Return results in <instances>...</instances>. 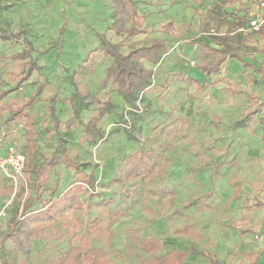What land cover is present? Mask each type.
Instances as JSON below:
<instances>
[{"label": "rangeland", "instance_id": "1", "mask_svg": "<svg viewBox=\"0 0 264 264\" xmlns=\"http://www.w3.org/2000/svg\"><path fill=\"white\" fill-rule=\"evenodd\" d=\"M217 1L138 0L143 25L121 50L160 39L167 51L156 64L145 61L151 83L128 99L107 78L112 58L102 49V38L123 39L112 29L114 0H0V36L20 33L0 39V96L15 88L0 100V153L16 142L26 154L17 186L0 169V264H58L76 244L105 249L107 264H143L149 239L161 243L166 257L188 250L183 262L173 255L168 264H207V255L226 264H264V206L253 208L264 202V120L257 114L246 120L264 100V48L243 33L223 34L256 0L221 4L213 18ZM202 42L229 50L210 76L203 68L224 54ZM29 48L30 57H11ZM28 64L34 68L26 76ZM105 104L110 112L88 137L86 124ZM15 107L28 115L8 121ZM64 148L94 174L96 186L78 194L83 210L47 223L26 253L7 235L12 222L30 201L28 211L41 209V199L62 195L81 177L59 162L34 178L35 165ZM140 157L154 171L127 178ZM109 199L107 206L95 204ZM95 219L99 228L91 230Z\"/></svg>", "mask_w": 264, "mask_h": 264}, {"label": "trees", "instance_id": "2", "mask_svg": "<svg viewBox=\"0 0 264 264\" xmlns=\"http://www.w3.org/2000/svg\"><path fill=\"white\" fill-rule=\"evenodd\" d=\"M219 1V2H218ZM214 2L212 8L209 10V15L215 18L216 12H219L221 4H227L232 0H218ZM138 0H114V8L112 12V29L118 36H122L123 39L117 42H112L106 38H102V49L104 53L112 58V63L107 69V78L112 80L116 84L118 91L126 98L133 99V97L144 90L150 85L153 69L145 65V61L156 64L158 63L164 53L167 51V45L165 41L156 39L150 45H143L138 47H130L128 52H123L121 49L124 46L125 40L135 36L139 32V27L143 25V21L137 10ZM244 19H240L238 23H234L235 28L229 26L225 33L228 37L232 31L244 24ZM172 28V23L169 24ZM218 32V31H217ZM218 35V34H217ZM219 36V35H218ZM12 37L19 38L20 33H14L10 36H0V39H9ZM214 41H218L217 37H214ZM30 44V42H28ZM203 49H207L212 52L222 53L215 60L211 61L210 65L203 68V72L206 76H210L216 69V67L225 60V57L229 50L223 49V47H212L205 43H201ZM31 48L21 52L13 54L12 58H25L30 57ZM232 57L240 60L243 65L249 66V64L238 54L230 53ZM34 66L28 64L27 75L31 73ZM181 79H185V75L181 72L176 73ZM26 78V77H25ZM189 80L199 82L198 79L193 77H187ZM13 89H7L2 92L0 100L8 96ZM40 88L37 93H40ZM33 97V96H32ZM31 97V98H32ZM105 104L98 108L96 113L92 115L88 123L86 124V130L88 137L95 136L98 132V123L103 116L110 112V107ZM264 106V100L258 103L254 110L246 114V120L252 123L255 120V115L259 116V119L264 120L261 116V111ZM2 107L0 106V113L2 114ZM28 115L27 111L21 107H15L11 109V113L8 115V121H16L22 119ZM54 116V115H53ZM54 122L58 126L60 123L54 117ZM77 122L76 115L69 118L66 121V126L69 128L75 125ZM64 163L68 168L76 169L77 173L81 177L75 178V180L67 187L62 195L55 197L50 196L48 199H41L43 206L41 209H32L28 211L32 205L30 201L24 206L21 216L14 220L11 224L7 235L16 241V244L20 250L28 253V248L32 237H40L45 231V225L52 223L58 219L59 216L65 215L66 213L78 209L83 210L84 205L80 201L79 193L85 190V186L95 188L96 178L94 174L87 173L81 167L83 163L79 161L76 156H73L69 149L64 148L60 153L54 152L50 157L43 160L41 164H36L33 169L34 178L38 180L42 170L47 165H55L57 163ZM155 169L154 164L146 162V158L140 157L135 161L131 167H129L126 173L127 178H133L141 174L142 171L146 170L152 173ZM218 172V167L214 169ZM209 194L212 189H209ZM41 198V196H39ZM110 199L107 201H97L96 205H109ZM264 205V202H257L253 205V208H260ZM94 224L90 227L91 230L98 229L99 223L97 219L94 220ZM143 249L149 253V258L145 260L143 264H168L173 255L178 256L180 263L185 260L188 250H173L168 257L160 255L161 243L156 239H149L143 241ZM207 264H226L220 262L218 259L213 258L211 255H207ZM108 262V251L103 248H93L81 244L72 245L61 257L58 264H107Z\"/></svg>", "mask_w": 264, "mask_h": 264}, {"label": "built area", "instance_id": "3", "mask_svg": "<svg viewBox=\"0 0 264 264\" xmlns=\"http://www.w3.org/2000/svg\"><path fill=\"white\" fill-rule=\"evenodd\" d=\"M244 14V24L237 30L248 37L264 35V0H256V8ZM4 152V153H3ZM0 153V169L12 180L15 186L19 179H24L26 154L16 142L5 143V150Z\"/></svg>", "mask_w": 264, "mask_h": 264}, {"label": "crops", "instance_id": "4", "mask_svg": "<svg viewBox=\"0 0 264 264\" xmlns=\"http://www.w3.org/2000/svg\"><path fill=\"white\" fill-rule=\"evenodd\" d=\"M238 28H239V27H238ZM238 28H237V29H238ZM237 29H235V30L232 31L231 33L233 34L234 32H239ZM239 33L241 34L242 32H239ZM216 34L219 35V32H217ZM223 34L225 35V33H223ZM220 36H221V35H220ZM247 37H248V36H247ZM248 38L251 39V40H253V41L256 40L255 43H256V44H259V45H262V49L264 48V35H262V34H261V35H253V37L250 36V37H248ZM210 46H211V45H210ZM212 47H213V46H212ZM216 47H223V46L221 45V46H216ZM239 61H240V60H239ZM221 63H222V62H221ZM221 63H220V64H221ZM239 63L242 65V62H241V61H240ZM260 102H261V101H260ZM255 107H256V106H255ZM254 109H255V108H254ZM254 109H253V110H254ZM263 206H264V205H263ZM260 208H261V207H260Z\"/></svg>", "mask_w": 264, "mask_h": 264}]
</instances>
